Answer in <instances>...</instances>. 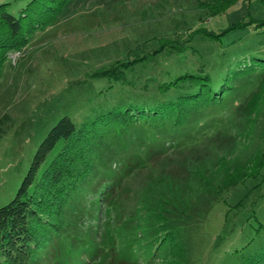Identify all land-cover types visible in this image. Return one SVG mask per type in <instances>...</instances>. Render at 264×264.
<instances>
[{
  "label": "rangeland",
  "instance_id": "rangeland-1",
  "mask_svg": "<svg viewBox=\"0 0 264 264\" xmlns=\"http://www.w3.org/2000/svg\"><path fill=\"white\" fill-rule=\"evenodd\" d=\"M32 1L0 0L10 15H27L29 32L0 76V207L61 118L80 128L131 109L141 124L115 133L120 141L72 194L62 227L30 264H240L259 252L264 31L187 42L199 28L218 33L264 21V0H237L215 15L200 6L214 0H71L61 8V0ZM138 59L119 77H94ZM184 74L208 76L206 102L180 125L147 122L150 110L200 89L195 80L161 90ZM232 173L236 185L223 188Z\"/></svg>",
  "mask_w": 264,
  "mask_h": 264
},
{
  "label": "trees",
  "instance_id": "trees-1",
  "mask_svg": "<svg viewBox=\"0 0 264 264\" xmlns=\"http://www.w3.org/2000/svg\"><path fill=\"white\" fill-rule=\"evenodd\" d=\"M70 1L61 0L57 5L61 8ZM37 2L39 1L33 0L32 4ZM236 2L237 0H214L212 4L206 2L200 6L204 11L215 15ZM7 5H0V76L8 54L24 48L29 33L22 23V19L27 15L21 14L18 18L12 16L6 12ZM28 10L32 11L30 8ZM245 27H251L254 31H264V21L239 22L218 33L199 28L190 33L187 43H190L193 36L215 40L234 29ZM168 44L173 49H180V46L177 47L172 42L165 46ZM159 52L161 50H156L155 54ZM139 61L140 59L117 63L107 71L94 73V77L106 75L119 77L125 68ZM195 80L200 81L198 84L200 89L195 94L180 96L168 105L150 110L146 117L147 122L157 123L172 119L175 125L182 124L190 112L199 109L206 102L209 95L208 76L184 74L161 86V90L167 92L180 88L182 84L194 83ZM133 112L131 109L111 111L90 123L83 124L80 128H76L68 117H63L52 127L37 148L15 197L0 207V264H30L38 251L46 248L50 234L62 227L63 207L80 185L95 173L96 163L104 159L107 152L113 150L120 141L115 139V133L141 124L139 117L134 116ZM108 135H113V138L108 139ZM58 144L59 150L47 162L48 156ZM258 158L260 162L257 163V167H260L264 163V153ZM235 177L234 173L228 175L222 187H234L237 183ZM101 195H104V191ZM95 254L92 255L95 257ZM113 254L116 257L115 251ZM129 255L123 252L121 257L126 259ZM113 258L109 263L118 262ZM240 264H264V246L253 256L243 259Z\"/></svg>",
  "mask_w": 264,
  "mask_h": 264
}]
</instances>
